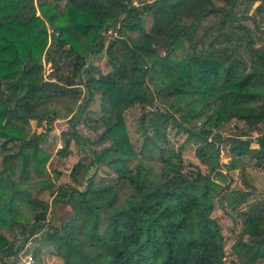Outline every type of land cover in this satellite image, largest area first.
I'll return each mask as SVG.
<instances>
[{
  "label": "trees",
  "instance_id": "1",
  "mask_svg": "<svg viewBox=\"0 0 264 264\" xmlns=\"http://www.w3.org/2000/svg\"><path fill=\"white\" fill-rule=\"evenodd\" d=\"M223 1L0 0V264H26L9 258L33 235L35 260L39 245L59 240L66 264L264 258V204L242 208L244 191L227 194L229 172L264 161V44L255 37L264 34V0ZM105 55L106 73L99 64ZM97 94L103 130L89 139L78 125ZM137 104L138 145L125 117ZM60 118L71 132L58 153L65 156L74 140L92 159L74 165L72 182L58 184L44 144ZM32 120L44 129L34 131ZM170 130L185 134L181 149L197 144L207 171L173 148L166 155ZM103 165L117 175H99ZM43 190L52 200L37 195ZM227 196L243 218L229 263L221 224L210 214ZM59 203L72 212L51 219ZM13 232L18 238L10 239Z\"/></svg>",
  "mask_w": 264,
  "mask_h": 264
},
{
  "label": "rangeland",
  "instance_id": "2",
  "mask_svg": "<svg viewBox=\"0 0 264 264\" xmlns=\"http://www.w3.org/2000/svg\"><path fill=\"white\" fill-rule=\"evenodd\" d=\"M137 3H141L143 0H135ZM217 5H222L224 3L223 0H214ZM258 2L254 5L256 6ZM152 18L150 15L145 16L146 28L149 29L151 25ZM212 21H207V24ZM247 24L252 28L255 26L252 20H246ZM256 37V45L264 44V34L261 31H255ZM242 54L244 53L246 57H249L246 50L241 47ZM187 53V50L177 51V56H182ZM108 57L105 55L100 58L99 64L101 65L103 71L106 73L111 70V65L107 61ZM46 68H49V64L46 65ZM147 110H150L148 108ZM143 112L142 106L137 104L136 106L129 108L125 112L126 123L131 135L132 140L135 144H139L141 139L144 138L143 130L139 128L140 124V116ZM101 97L100 95H96V98L88 105L83 115L82 122L78 125L79 133L89 139L95 138L102 130L103 126L99 120L101 116ZM45 123H40L37 120H32L31 125L34 131L40 132L44 129ZM230 127H228L224 132H229ZM71 132V128L69 126V122L67 118H60L55 120L54 128L49 133L48 141L45 142L44 146L49 148L53 152L52 158L48 161L47 167L50 170L52 176H54L55 181L60 183L72 182L71 172L74 165L80 160L89 161L92 159L91 153L86 150L85 147L78 144L76 141H72L70 149L67 151L65 156H62L58 153V150L61 149L64 145V134L65 137L68 136V133ZM253 134L256 132L253 130ZM185 134H176L174 130H170L169 138L172 141L171 145H168L166 155L172 154V148L176 151H179L181 156L186 162H194L199 164L203 171H207V167L199 160L196 155V146L195 142H190L181 149L180 144L185 139ZM94 148H100L101 145H95ZM169 149V150H168ZM229 151L227 148L222 152V161L228 162L230 160ZM148 160V159H146ZM150 161V160H148ZM153 162L161 164L160 159H154ZM249 163H243L244 168H238L229 172L228 183L230 187L228 189V193L230 189L235 190V192L244 191L246 193V204H243L242 208H247L251 204L258 203L259 201L264 202V167H254V161H246ZM252 162V163H251ZM264 165V161L262 162ZM261 165V166H262ZM2 167V148L0 146V168ZM98 173L101 176H113L115 177L117 174L111 170L109 167L103 165L98 169ZM60 174L58 175V173ZM230 176L232 177L230 183ZM41 198L46 200H52L53 195L49 192V190H43L37 193ZM228 197L223 201L226 203L228 201ZM241 208L233 209L229 204H225V206L221 203L219 199L213 206L210 214L213 217H216L220 224L222 231L225 237V247L227 251V263L231 259L235 258L234 253L232 252V246L236 242L239 237L241 230L243 229V218L240 212ZM71 209L65 203H59L58 205H51L49 216L51 219L55 218H66L71 214ZM10 239L15 237L18 238L17 233H8ZM28 241V240H27ZM26 244V243H25ZM62 242L57 240L54 244L50 245H39L37 248V253L41 251V255L39 263L41 264H66L63 254H62ZM25 250L21 251V256L17 257L18 262H24L22 255ZM12 258V257H11ZM34 261V262H35ZM257 264H264V258L259 260Z\"/></svg>",
  "mask_w": 264,
  "mask_h": 264
},
{
  "label": "built area",
  "instance_id": "3",
  "mask_svg": "<svg viewBox=\"0 0 264 264\" xmlns=\"http://www.w3.org/2000/svg\"><path fill=\"white\" fill-rule=\"evenodd\" d=\"M35 237H37V235H33L32 237H30L29 239L26 240V244H25V252L22 255L23 261L26 264H33L34 263V253H33V248L34 246H36V242H35Z\"/></svg>",
  "mask_w": 264,
  "mask_h": 264
},
{
  "label": "crops",
  "instance_id": "4",
  "mask_svg": "<svg viewBox=\"0 0 264 264\" xmlns=\"http://www.w3.org/2000/svg\"><path fill=\"white\" fill-rule=\"evenodd\" d=\"M38 14H39V12H38ZM260 167H264V165H260ZM263 178H264V176H263ZM263 182H264V180H263ZM261 204H264V202L263 201H259ZM247 203V202H246ZM21 253V252H20ZM19 253V255L21 256V254ZM19 255L18 256H16V257H12V258H9V260H11V259H13V258H16L17 259V257H19ZM18 261V260H17ZM21 263V262H20ZM22 263H24V262H22Z\"/></svg>",
  "mask_w": 264,
  "mask_h": 264
}]
</instances>
